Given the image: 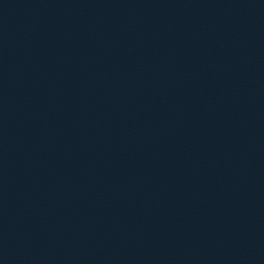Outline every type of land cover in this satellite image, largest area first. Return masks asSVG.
Listing matches in <instances>:
<instances>
[{
	"label": "water",
	"instance_id": "water-1",
	"mask_svg": "<svg viewBox=\"0 0 264 264\" xmlns=\"http://www.w3.org/2000/svg\"><path fill=\"white\" fill-rule=\"evenodd\" d=\"M0 264H264V182L2 232Z\"/></svg>",
	"mask_w": 264,
	"mask_h": 264
}]
</instances>
